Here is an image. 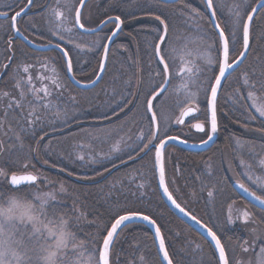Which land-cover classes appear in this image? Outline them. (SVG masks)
Masks as SVG:
<instances>
[{
  "label": "trees",
  "instance_id": "obj_1",
  "mask_svg": "<svg viewBox=\"0 0 264 264\" xmlns=\"http://www.w3.org/2000/svg\"><path fill=\"white\" fill-rule=\"evenodd\" d=\"M25 1L0 0V12L13 14L22 8ZM256 1L248 0L249 9ZM184 2L185 0H180L175 4H162L157 0H100L99 8H97L98 24L110 16L119 15L121 17L124 21L123 29L113 43L112 49H115L118 44L119 47L116 48L123 52H129L127 56L130 59H126L127 56L123 54L115 55V57L117 56L114 59L115 67L110 68V61H108L101 82L91 90H79L69 83L60 68V56L57 52H35L18 40L11 39L12 41L9 40L11 43L6 41L8 48H11L12 58L4 74L0 76V94L10 92L9 86L13 83L11 78L15 76V63L17 66L18 62L16 56L21 55L18 51L16 52L13 42L21 45V49L27 58L26 61H29L30 65L39 61L41 57H47L49 59L47 61H51L54 67L56 66L57 71L61 73L63 85H66V88H63L62 95L61 92H54L51 96V99L55 102V107L44 115L43 127H35V136L21 132V126L25 122L20 120V109L8 110L4 127L7 128L10 140L15 138L14 133L21 134L23 148L19 146L16 139L11 140L16 160L10 164L7 171L16 174L25 171L38 172L41 177H47L54 182L52 185L46 184L47 187L44 186L43 188L58 189L59 182L63 181L69 198L60 207L67 211L69 215L77 216L79 213L72 211L75 204L81 211L87 213L86 220L82 219L72 227V231L76 234L78 240L84 241L85 245L87 243L90 246L99 242L91 231L94 224L99 225L100 218L104 221L105 227L109 228V218L116 213L118 208H134L142 210L145 214H150L161 226V233L166 241L165 247L173 264H218L215 253L208 243L178 220L162 203L157 192L155 178L152 175L153 155L146 159L137 157L135 160H129L126 154H122V158L126 163H121V160L115 154L112 159L102 158L110 152L112 145L117 140L122 138L128 144H133L136 140L131 142L133 135H130V133L136 135L137 132L141 133L143 131L146 134L145 119H142V105L144 93L152 87L153 83L151 84V82L153 81H146L143 78V71L145 72L144 69H146L148 63H153L154 58L151 52L154 48L155 39L151 28L155 25L147 21L137 23L135 19L140 16L159 15L168 24L171 19L175 22L177 20L178 24H180V21L185 24L186 17L181 15V10L184 9L186 4ZM225 2H227L226 6L228 5V7L230 5L231 7L233 5H239L240 7V4L247 2V0H225ZM170 14L173 17H169ZM217 19L221 21L222 27H224L223 21H228L227 34L232 29V20L226 18L221 20L218 14ZM43 21L44 19H39V16L35 15L32 17L31 25L38 28ZM201 21L211 32L209 19L205 16ZM175 22L174 25H177ZM6 23L0 21V39L8 33L11 34L10 37L5 36V39L8 40L12 38V33L9 24L5 27ZM105 30L106 28L95 36L103 35L107 39L109 32L106 33ZM20 31L26 35L25 31ZM240 35L241 30L236 33L238 50L241 44ZM123 44L128 45L126 49L121 46ZM59 45L65 50H69L65 45ZM132 45L135 54L142 53V57H138L139 53L136 55L135 62L131 51ZM93 49V51H89L91 52L89 58L82 56L79 49H71L70 55L74 58L75 65L73 74L80 82L88 83L96 75L95 73L88 77V73H79L81 63L84 64L83 61L87 62L95 58L96 53L94 52L96 51L95 48ZM29 55H31L30 59ZM135 64L140 70L142 68V72L138 73L133 68V66L136 67ZM119 66L121 70L118 73L116 69ZM41 67L42 69H40ZM44 69H46L45 66L39 64L34 71L41 72ZM245 73L248 74L250 83L264 81V75H262L264 73V9L259 12L253 21L250 49L245 62L238 71L226 80L219 94L217 116L223 131L219 134L215 145L202 153H189L173 146L168 148V151L173 152L171 154L172 162L177 165L176 184L179 192L189 206L194 207L196 212L202 214L205 220H211L210 225L221 238V243L228 258L231 250L236 251L241 243V232L234 227H230L228 223V208L235 199L242 203L243 201L236 196L226 181L221 165L220 150L222 148H232L234 146L232 137L236 136L245 143L246 147L254 149V154H241L245 162L250 163L252 161L259 164V159L264 157V143H261L250 133H243L238 127L239 125H246L248 128L264 132V125L260 123L261 120H264V117H260L253 110L254 108L248 105L245 115L248 116L250 113L256 116V119L242 118V113L240 115L237 113L239 108L232 103V97L226 98L225 95L227 90L235 97L234 94L237 93V89L240 90L241 95H244L245 91L242 83ZM129 80H131V85L127 86L125 82ZM250 90L252 89L250 88ZM16 91L15 89L13 92ZM11 95L14 96L13 93ZM137 96L138 99H136ZM256 96L264 103V91H260L258 87ZM14 97L19 98L18 95ZM72 97H75V102ZM30 98L32 97H28V100ZM126 100L130 102L125 104ZM10 102H12L11 99L8 103ZM8 103H4V99L0 100V117L5 116ZM25 104H27V101H25ZM128 104H130V107L123 113L121 106L124 108ZM77 105L80 106V109L74 116L58 119L52 114L57 110L68 112L71 108L76 109ZM26 112L27 109H25V115ZM200 118L203 119L202 114ZM97 122H101V124L97 125ZM10 128L11 130H9ZM15 130L17 132H14ZM89 133L92 135H88ZM41 136L44 137L43 140L40 139ZM49 145H51V148L48 147ZM121 146L123 147V143ZM36 150L38 151V159H36ZM166 152L167 150L165 151V161L167 159ZM78 153L83 154L85 160H79L77 158ZM133 155L135 156L136 153L133 152ZM90 157H95L98 162L91 163ZM44 160H47L48 164H45ZM25 163L28 164L27 169L24 168ZM113 163L116 167H113ZM53 164L56 167H53ZM209 166H211V175L209 174ZM61 168L65 171L61 172ZM105 168L110 171H105ZM69 172L73 174L69 175ZM97 173H102V175H97ZM80 177H90L91 179L85 180L80 179ZM246 179H243L246 185L257 191V194H261L259 189L249 184ZM142 183L145 186L138 188V185ZM28 187L30 186H26L24 189L27 190ZM208 190L214 191L212 199L208 198ZM58 196L61 198L60 195ZM174 199L185 208L176 197ZM189 200H192L191 202H194V204L192 205ZM220 204H223V206H220ZM250 208L259 215L264 216L263 212L253 207ZM196 245H199V247H196ZM141 257H143V260H141ZM110 264H160L148 229L138 224L124 228L112 246Z\"/></svg>",
  "mask_w": 264,
  "mask_h": 264
},
{
  "label": "snow or ice",
  "instance_id": "obj_2",
  "mask_svg": "<svg viewBox=\"0 0 264 264\" xmlns=\"http://www.w3.org/2000/svg\"><path fill=\"white\" fill-rule=\"evenodd\" d=\"M29 5L33 4V0H27ZM60 0H57V4ZM205 11H210L211 15L209 21L212 23L213 27L211 33L205 32L199 26V20L204 18L203 14L200 13L198 9L191 8L190 5H185L184 9L181 10V15L186 17L185 23H189L193 20L196 21L198 28V39L200 43L208 49H214L216 56L213 59L207 53H194L189 44L192 43L191 40L186 38V43L183 48L178 49L172 43V36L169 32L170 25L166 23L165 19L161 16L156 15L155 19L159 21L160 25L163 26L160 29L162 34L157 36L158 43L154 44V55L159 58L158 64L163 65L162 68L156 73L159 77V82L153 83L152 87L144 93L143 101V114L142 119L148 121V132L145 134L143 131L137 137L133 144H128L121 138L117 140L111 147L108 154L104 155L102 158L112 159L115 154L121 163H126L123 160L122 154H126L129 160H135L137 157L141 159H146L154 153V159L152 160V175L155 178L156 172L158 170V186L163 189L164 196L177 208L181 213L195 221L197 225L207 230V235L211 237V240L215 242L216 249L219 250L221 264H229L228 259L225 255V248L221 243V238L217 235L211 227L197 219L196 216L191 215V213L186 212L183 207L173 198L172 193L169 191L168 184L166 183V161H165V150L168 146L169 141H177L180 143H187V140H180V137L168 134V129H165V134L163 137L159 135L160 133V117L158 115L157 105L161 102L160 98L163 96L166 98V94L169 90L172 92L183 91L184 98L182 101H178V118L174 120L176 125H184L185 118L191 117L195 120V123H190L189 127L195 129L198 133H204L207 139H202L201 144H207L211 141L215 134L219 131V121L217 116V94L218 90L222 88V79L226 78V73H229L230 69H233L234 65H238L240 58L245 56V52L249 48V23L252 21L253 17L251 15L247 16V22H243L238 10L239 5H233L230 9L234 19H232L233 30H230L226 34L228 29V21H223L224 27L221 26V21L217 19V12L220 10L221 5L219 3L214 4V0H204ZM80 7H73L72 0H64V7L69 13L74 12L72 19V27H66L64 21L68 19L64 11L58 8L51 9L52 14L55 16L57 21L48 30L52 35H58L57 29H63V31L71 33L74 28L78 26L79 29H84L89 32H96L95 28H85V23L81 22L82 13L80 8L85 6V0H79ZM21 11H17L14 16L11 17V27L17 32L20 29L17 27V18L21 17ZM253 12L256 11L255 8L252 9ZM0 15H7V13H0ZM109 22L114 23L115 30L112 31L111 36L107 39L111 41L112 37L116 36L121 30L124 21L119 15L115 17H108L107 21H102L101 23L107 27ZM242 28L243 33V51H239L237 48L236 41V31L235 29ZM23 35L22 32H20ZM27 39V37H24ZM60 39H64V36H60ZM209 39L211 42L209 43ZM68 43H73L69 40ZM11 43V41H9ZM51 43V41H50ZM99 48L102 49V56L98 65L99 71L103 72L106 70V61L108 59L109 47L107 44L102 42H95ZM74 47L83 50L81 44H74ZM55 49H59V56L63 63L60 68L63 70L64 76L74 72V58L70 55L71 49L65 50L61 48L59 44L55 45ZM93 48H88V51H93ZM193 55L197 56V59H204L208 66L215 64L216 72H213L212 80L214 83L209 81L208 87L206 89L197 88L196 92H191L189 90V85H195L197 81L200 80L201 68L194 61L186 60L187 57ZM179 58L181 61H185V67L182 71L187 73V77L182 79V83L179 88L171 87V76L170 64L175 63L176 59ZM191 65V66H189ZM4 67H7L5 65ZM33 67L30 64H18L17 65V77L15 79V88L19 90L18 97H11L10 103L7 104L5 110V116L0 117V130H3L4 124L6 123V117L8 115V110L20 109V120L25 122L21 126V132L30 133L35 136V127H43L44 115L51 111L55 107V102L51 99L52 92L49 91L47 87L36 88L33 84L32 76L28 75L26 78L21 73H29V69ZM52 72L55 76L52 83L57 88H66V85L58 83L61 78V73L57 71L56 67H53ZM264 75V73H262ZM99 79V77H97ZM71 81L79 84L80 81L77 80L75 75L71 76ZM93 84L95 80L91 81ZM127 86L131 85V80L125 82ZM168 85V87H165ZM243 85L251 88L248 91L247 97L238 95L233 98L234 104L239 105L242 108L249 107L244 101L251 100L253 103L251 107L259 114L260 117H264V103L257 104L255 101L256 89L259 88L260 91H264V81H258L255 83H250V79L247 73L244 74ZM203 90L205 93V109L201 113L200 103L198 100L199 91ZM239 93V89L236 90ZM43 95H40V93ZM29 94L32 100H28ZM62 95V92L60 93ZM8 92H3L0 94V100L9 97ZM75 102V97H72ZM138 99V96L136 97ZM27 101V104H25ZM130 101H125V104ZM25 109H27L25 115ZM42 110V111H41ZM123 106H121V111H123ZM43 112V114H42ZM196 113H201L203 119L200 116L195 115ZM210 113V117H209ZM58 119L61 117H67V111L61 112L59 110L52 113ZM107 118V117H105ZM249 120H255L256 116L249 113L245 117ZM18 123L20 121H17ZM171 123V121H170ZM260 123L264 125V120ZM206 125H208L206 131ZM11 130V128L9 129ZM15 139L19 143V146L23 148V137L20 133H14ZM47 135V133H45ZM88 135H92L89 133ZM41 140L44 139L43 136L40 137ZM232 139L237 145H242V141L239 137L233 136ZM123 143V147L121 144ZM51 148V145L48 146ZM4 150V142L0 140V152ZM133 152L136 155H133ZM141 154H143L141 156ZM77 158L81 161L85 160L83 154L78 153ZM91 163H97L95 157H90ZM45 164H48L47 160H44ZM56 167L55 164L52 165ZM241 166L246 169L243 175L247 176V179L256 185L261 194H257V191L252 190L244 182L237 180V186L241 189L247 196L252 197L255 201L259 202L260 205L264 206V176H254L251 174L253 172L252 165L247 164L243 159H241ZM259 167L264 168V157L259 159ZM33 167H35L33 165ZM113 167H116L113 163ZM24 168H28V164H24ZM61 172L65 169L61 168ZM105 171H110L105 168ZM69 175L73 173L69 172ZM209 174L211 175V166H209ZM97 175H102V173H97ZM8 173L3 169H0V177H7ZM80 179H91L90 177H80ZM199 179V177H198ZM10 182L13 186H20L17 188H7V190H0V264H110V246L114 244V238L117 236V230H122L128 227V225L136 220L147 222L152 226L155 232V239L159 241V251L163 253V261H167V264H173L172 259L169 257V252L165 247V237L161 233V226L157 224L156 219L150 214H145L142 210L134 208H118L116 213L109 218L110 228H106V235L102 237V248L97 252L93 249L92 252L88 254L87 260H84V252L87 251L84 241L78 240L76 234L72 231V227L79 223L82 219H87L86 211H81L76 205H73V212H78L79 215L73 216L69 215L67 211L62 209L60 205L64 202L63 198H58L57 193H66L67 188L63 181L59 182V188H43L39 187V184L52 185L54 182L47 177H41L31 171H25L24 174L12 173L10 176ZM29 185L27 190L23 186ZM145 185L142 183L138 185V188H143ZM4 186H0L3 189ZM19 193V195H17ZM214 197V191L208 190V198L212 199ZM241 219L244 224H247L250 220H253L252 214L244 210L237 217ZM94 222V221H90ZM231 214L228 217V223H233ZM254 222V220H253ZM253 233L256 229H252ZM247 241H245V244ZM199 247V245H196ZM244 251H248V248H244ZM143 260V257H141ZM257 264H264V246L260 248V255L257 257Z\"/></svg>",
  "mask_w": 264,
  "mask_h": 264
},
{
  "label": "rangeland",
  "instance_id": "obj_3",
  "mask_svg": "<svg viewBox=\"0 0 264 264\" xmlns=\"http://www.w3.org/2000/svg\"><path fill=\"white\" fill-rule=\"evenodd\" d=\"M184 3H186L185 5H190L191 8L198 9L200 11V13L203 14L204 17L206 16L207 19H209L208 14L205 11V4H204L203 0H185ZM217 3H219L221 5L220 10L217 12V14L221 18V20L225 19V18L227 20L234 19L232 12H230V9L233 8V7H231V5H230V7H228V5L226 6L227 2H225V0H214V4H217ZM78 4H79V0H72L73 7H77ZM99 5H100V0H93V1H90L84 7V9L82 11L81 22L85 23V28H94L98 25L97 8H99L98 7ZM53 8H58L59 10L64 11L65 15L68 17V19L66 21H64V25L66 27H72V19L74 16V12H71V13L68 12V10L64 7V0H60L59 4H57V0H50L45 12L43 13L44 21L40 24V27L34 28L32 25L30 26L29 22L32 19L31 16H28L24 20H22L24 23H26L25 25H23V27H24L23 29L26 32V35H24V36L27 37V39L30 38L29 40H31L32 42H35V43H39V44L40 43L41 44L46 43L47 44V43H50V41H51V43L63 44L66 47H68L69 49H73V48L78 49V48L74 47V44H81L83 46V50L81 51L79 49V52L82 54V56L87 57V58H89V54L91 53V52L87 51V49L88 48H95V51H96V52H94V53H96L95 58L90 59L87 62L83 61L84 64L82 65V63H81V68H79V73H81V72L82 73H88L87 74L88 77H90L91 75H94L98 71V65H99V62L101 59V54H102V49L99 48L95 42L99 41V42L105 43L106 36H103V35H101V36L83 35V34L79 33L76 30V28H74L71 33L63 31V29H57L58 35H52L48 29L52 25H54L56 23H60V21H57L55 19V16L51 12V9H53ZM35 9L37 10V8H35ZM35 9H33V10H35ZM33 10L31 8L28 13H30ZM235 10L239 11L240 16L242 18V21H244L246 15L250 11L249 6H248V0H247V2L241 3L240 7L238 9H235ZM143 21L151 22V23H153L152 25H155L151 29H153V32H154L153 34H154V39H155L154 43H156L157 42V36L161 33L159 21H157L155 19V16H140V17H137L135 19V22H137V23L143 22ZM171 21H174V20L171 19ZM175 23H177V25H174L172 28H169V31H170V34L172 36V43L178 49L183 48L184 44L186 43V38H188L189 40L192 41V43L189 44V47L191 48V50L194 53H196V52L207 53L213 59H215L216 53H215L214 49L205 48L200 43V41L198 39V28H197V24H196L195 20H193L187 24L186 23L184 24V22H181V21H180V24H178V22L176 20ZM7 25H8V23L5 24V27ZM199 26L205 32L211 33L209 28H207L201 20H199ZM111 29H112V26H108L105 30L106 33H108ZM230 30H233V25H232V29H230ZM240 30H241V28L235 29L236 33H238ZM6 35H8L7 37H10L9 35H11V34L6 33V34H4V38L0 39V41H1V43H0V76H2L4 74V72L7 68L4 66L8 65L10 63L8 61V57H9L8 47L9 46H7L6 41L11 40V38L6 40L5 39ZM61 35L64 36L63 40L60 39ZM69 40L73 41V43H68L67 41H69ZM208 42L210 43L211 40L209 39ZM13 45L16 47V52L18 51L19 54H21V55L16 56V58H18L17 65L21 64V63L29 64V61H26L27 58L25 57L24 51H22V49H21L22 48L21 45H19L16 42H13ZM117 49H119V48L115 47V49H112L111 53L114 52V54H117V52H118ZM133 50H134V47L132 45L131 51L133 52ZM152 55H153V53H152ZM30 56L31 55L28 56L29 59H30ZM47 60H49L47 57L46 58L41 57L39 59V61H37L40 65H44L46 68V69L42 70L41 72L34 71V69L37 67V65H39L37 62H34V64H32L33 67H31L29 69V73H27V74L21 73V75H24L25 78L27 75H31L32 80H33V84L36 88L47 87L49 89V91L52 92V95L54 92H56V93L62 92L63 93V88H57L52 83L53 79H55V76L52 72L54 64H52L51 61H47ZM186 60L194 61L201 68V72L199 74L200 80L197 81V83L195 85L190 84L189 90L191 92H196L198 87L201 89H206L208 87V82L209 81L213 82V80H212L213 72L214 71L217 72L215 64L208 66L204 59H197L196 55H193L191 57H187ZM46 62H47V64H46ZM59 62H61V64L63 63V61L60 60V57H59ZM152 62H153L152 64L149 63V65L146 67V69H144L145 72L143 71V78L146 81L152 80L153 82H151V84L159 82V77L156 75V73L160 70L159 66H157L154 61H152ZM131 63H132V61H131ZM114 64H115V62H114ZM189 66H191V65H189ZM184 67H185V61H181L179 58L176 59L175 63L170 64V73L172 74V76H171V81H172L171 87L172 88H179L180 84L182 83V79L187 77V73L185 71H182V69ZM15 68L17 70L16 63H15ZM117 68L118 69H116V70L119 73L121 70V67L119 66ZM133 68L138 73L140 71L142 72V68H141V70L137 66L136 67L133 66ZM40 69H42V67ZM16 70L14 71L15 76H13V78H11L13 80L12 81L13 83H11V85L9 86L10 96L4 98V103L9 102V100L12 97V95H11L12 93L14 96L18 95V93H19V90L16 89L14 86L15 85L14 77H17V71ZM58 83H60L62 85L64 84V82L62 81L61 78L58 81ZM242 86H244L243 83H242ZM144 88H145V86H144ZM15 89L17 91L13 92ZM244 91H245V93L242 96L246 98L248 91H250V88L244 86ZM240 93L241 92L234 94L235 97H237L238 95H241ZM40 95H43V93L41 92ZM30 96L31 95L29 94L28 97H30ZM230 96H232V94ZM230 96H226V97L229 98ZM183 98H184L183 91H180L177 93V92H172L171 90H169L168 93L166 94V98L163 96L160 98L161 102L157 105V108H158V115L160 117V133H159V135L161 137L164 136L165 129H168V134H170V135H180V136L185 137V138H192L193 137L194 134L192 133L191 128L189 127V124H185L184 126L180 127L174 123V120L176 118H178V115H179L178 108H177L178 101H182ZM233 98H234V96L232 97L233 105L235 107L237 106V108H239L237 110V113L239 115L242 113V115H241L242 118H245V116H246L245 115L246 114L245 108H242L237 104H234ZM30 100H32V98H30ZM198 100L200 103L201 113H203V111L205 109V93L203 90L199 91ZM230 101H231V99H230ZM255 102L257 104L263 103L261 101V99H259L258 97H257ZM244 103H246L247 105H251L253 103V101L246 99L244 101ZM79 107L80 106L77 105L76 109L71 108L67 112V116H69V117L74 116L78 112V110L80 109ZM129 107H130V104L125 106L123 108L124 110L122 112L123 113L126 112V110H128ZM253 110L255 111V109H253ZM62 118L64 119L65 117H62ZM170 121H171V123H170ZM145 123H146V126H145L146 129L145 130L147 133L148 132V121L146 119H145ZM96 124L99 125V124H101V122H97ZM238 127L240 128V130L243 133H245V134L250 133V135L255 136L259 141H261V143H264V132H260L257 129H253L250 127L248 128L246 125H239ZM6 129H7L6 127H3V130H0V140H2L4 142V150L2 152H0V169H3L5 172H7L8 176L7 177H0V186H4V188L0 189V190H7V188H10L7 180H8V177L12 173H9L7 171V169L10 166V164L16 160V155H15V153H13L14 149H13V146L11 145V140H14L15 138H12L10 140V137H8V132ZM14 132H17V130H15ZM140 134H141L140 132H137L136 135H134V133H130V135H133L131 142L136 140ZM233 144H234V146H232V148L228 147V148H222L220 150L222 169L225 173L226 181L229 185L232 182H237V180L244 182L243 179L245 180L247 177V176L243 175V173L246 171V169L241 166V159H242L241 154H251V153L254 154V149L252 147H246V145L243 141H242V145H237L235 142H233ZM168 148L166 149L167 150V152H166V155H167V159H166V182L168 184V187H169L171 193L174 195V197H176L177 200L189 212H191V213L195 212V215L199 218L200 216H202V214L197 213L194 207L189 206V204H187L184 201L183 195L179 192V189H178L177 184H176L177 165L172 162L171 154L173 152L168 151ZM37 150H38V147H37ZM37 150H36V159H38V151ZM246 163L252 165L253 172L251 174H253L254 176H264V168H259L258 163H256V162L253 163L252 161L250 163H248V162H246ZM31 172H33V171H31ZM21 173H24V172H20L17 174H21ZM34 173L39 174L38 172H34ZM246 180L249 184L253 185V187L257 188L256 185L252 184L251 181H249L248 179H246ZM38 186L39 187H44V186L47 187L46 184L45 185L39 184ZM17 195H19V193H17ZM58 195H60V197L63 198L64 201H68L69 194L59 193ZM58 198H59V196H58ZM191 204L193 205L194 202H191ZM244 210H247L252 214L254 222H253V220H250L247 224H244V222L241 219H237V217ZM229 214H231L232 219L234 221L233 223H229L230 227H232V228L234 227L235 229H238L241 232L240 246L237 247L236 251L231 250V252L229 254V258H228L229 264H257V257L260 255V248L262 246H264V216L259 215L257 212H255L253 209H251L247 204H245L244 202L242 203L241 201L236 200V199L229 206L227 217H229ZM106 228L107 227H105V223H104V221H102L101 218L99 219V225H97V224L93 225V229H92L91 233L96 237V240H99V242L97 244H92L90 246L87 245V243H86L85 246H86L87 251H85L83 254L85 261L87 260L88 254L90 252H92L93 249H96L97 252L100 249V245L102 243V237L106 235V230H105ZM252 229H256V232L253 233ZM245 241H247L246 244H245ZM245 247L248 248V251L243 250Z\"/></svg>",
  "mask_w": 264,
  "mask_h": 264
},
{
  "label": "water",
  "instance_id": "obj_4",
  "mask_svg": "<svg viewBox=\"0 0 264 264\" xmlns=\"http://www.w3.org/2000/svg\"><path fill=\"white\" fill-rule=\"evenodd\" d=\"M90 1H93V0H85V6L90 2ZM159 1L160 3H163V4H174L176 2H178L179 0H157ZM204 2V0H203ZM205 4V3H204ZM33 5V4H32ZM32 5H29L27 2H26V5L22 8L23 11L21 12V17H18L17 18V22L19 19H21L24 15L28 14L29 10L32 8ZM84 6V7H85ZM77 7H80V5L78 4ZM83 8H80V11L82 13L83 11ZM255 8L256 11L253 12L252 9ZM264 9V0H257L255 2V4L252 6V8L250 9L249 13L247 14L248 15H251L253 17L252 21L249 23V48H250V32H251V26H252V23L254 21V19L256 18V16L259 14L260 11H262ZM21 11V10H19ZM16 13V12H15ZM15 13L12 15L14 16ZM207 14H208V18L210 17L211 13L210 11H207ZM11 16V17H12ZM247 16L244 20V22H247ZM9 17V15H0V20H6L7 18ZM108 18L104 19L103 21H107ZM102 22V21H101ZM99 23L96 27H94L96 29V32L93 33V32H89V31H85L84 29H79L78 26L76 27V30L83 34V35H96L98 34L99 32H101L104 28H106L102 23ZM210 22V21H209ZM160 24V23H159ZM109 25H114V23L112 22H109L107 24V26ZM210 25H211V28L213 27L212 23L210 22ZM17 27H18V24H17ZM19 28V27H18ZM163 28V26H162ZM10 29H11V32H12V40H18L20 41L24 46H26L28 49L32 50V51H35V52H40V53H46V52H51V51H55L59 54V49H55V45L57 44H54V43H48V44H39V43H35V42H32L31 40L29 39H25L24 37V34L21 35L20 32H17L14 28L11 27V18H10ZM115 30V25H114V28L112 31ZM112 31L109 33L108 36H111L112 34ZM122 31V30H121ZM121 31L114 37H112L111 41H109L108 39H106L105 43L104 44H107L108 47H109V52L112 48V45L113 43L116 41V39L118 38V36L120 35ZM162 34V32H161ZM158 43V42H157ZM243 33H242V30H241V51H243ZM61 48H63L61 46ZM249 48L248 50L245 52V56L240 58V62L238 65H234L233 66V69H230L229 70V73H226V78L222 79V86L224 84V82L227 80V78L232 74L234 73L246 60L247 56H248V53H249ZM64 49V48H63ZM9 53H10V57L8 58V61L10 62L11 61V58H12V54H11V48H9ZM103 54V53H102ZM101 54V56H102ZM109 56V54H108ZM156 57V56H155ZM156 60L158 61L159 58L156 57ZM108 61V59H107ZM107 61H106V67H107ZM161 68L163 67V65H160ZM106 71V70H105ZM105 71L101 72L99 71V68H98V71L95 75V77L93 78V80H95L96 82L93 84L91 81L88 82V83H83V82H80L79 84L75 83L74 81H71V76L74 75L73 73L71 74H68L66 77H67V80L69 81V83L75 87L76 89H79V90H91L93 88H95L102 80L103 76H104V73ZM217 74H218V71H217ZM97 77H99V79H97ZM92 80V81H93ZM213 83H214V80H213ZM165 87H168V85H166ZM221 89L218 90V94H217V100H218V96H219V93H220ZM216 105H217V102H216ZM197 114V113H196ZM195 114V115H196ZM209 117H210V113H209ZM190 117H186L185 118V121L187 119H189ZM178 126H182V125H178ZM193 131H195V129H193ZM196 132V131H195ZM217 134L214 135L213 139L211 141H209L206 145L205 144H193L189 141H187V143H180L179 140L177 141H169L168 142V147L170 146H173V147H176L178 149H181L185 152H189V153H202V152H205L207 150H209L216 142L217 140ZM207 139V138H206ZM205 139V140H206ZM180 140H185V139H182L180 138ZM153 159H154V153H153ZM21 174H24V173H21ZM11 176V175H10ZM10 176L8 177V184L11 188H17V187H20V186H13L11 185V182H10ZM155 182H156V188H157V192H158V195L162 201V203L165 205V207L178 219L180 220L183 224H185L187 227H189L190 229H192L198 236H200L204 241H206L208 243V245L212 248L213 252L215 253V256L217 258V261H218V264H221V261H220V254H219V250L216 249L215 247V242H213L211 240V237L207 235V230L205 228H202L200 227L199 225H197L195 223V221H193L190 216H186L184 215L183 213H181L177 208H175V206L167 199L166 196H164L163 194V189L160 188L158 186V170L156 172V177H155ZM167 183V182H166ZM25 186H28V185H25ZM231 189L232 191L241 199L243 200L244 202H246L247 204H249L250 206L256 208L257 210H260L262 212H264V206L260 205L259 202L255 201L252 197L250 196H247L241 189H239V187L237 186V182H232L231 183ZM170 191V190H169ZM174 198V197H173ZM182 207V206H181ZM185 209V208H184ZM186 212H188L186 209H185ZM192 215V214H191ZM133 224H138V225H142L144 226L145 228L148 229V231L150 232L151 234V237H152V241H153V244H154V248H155V251H156V255L158 257V260H159V263L161 264L162 262V258H163V253L159 251V241L155 239V232H154V229L152 228L151 225H149L147 222H142V221H139V220H136V221H133L131 222L129 225H133ZM204 224V223H202ZM128 225V226H129ZM110 228V227H109ZM124 229V228H123ZM122 229V230H123ZM120 229L117 230V236L114 238V242L116 241L118 235L120 234V232L122 231ZM113 246V245H112ZM112 246H110V253H111V249H112ZM100 248H102V243L100 245ZM226 255V253H225ZM227 257V256H226ZM109 260H110V256H109ZM163 264H167V261H163Z\"/></svg>",
  "mask_w": 264,
  "mask_h": 264
},
{
  "label": "flooded vegetation",
  "instance_id": "obj_5",
  "mask_svg": "<svg viewBox=\"0 0 264 264\" xmlns=\"http://www.w3.org/2000/svg\"><path fill=\"white\" fill-rule=\"evenodd\" d=\"M49 1L50 0H33V5H32V10L33 9H35V8H37V10L35 9V10H33V11H31L30 13H28V14H26V15H24L21 19H19L18 20V22H17V24H18V27H19V29L20 30H23L24 31V27H23V25H25L26 23H24L22 20H24L26 17H28V16H31V17H33V16H39V19H43L44 18V16H43V13L45 12V10H46V8H47V6H48V4H49ZM26 2H27V0H26ZM26 2H25V4H26ZM25 4L22 6V8L25 6ZM21 8V9H22ZM21 9H19V10H21ZM19 10H17V11H19ZM17 11H15V12H17ZM14 12V13H15ZM1 13H3V12H1ZM13 13V14H14ZM8 15H9V17L6 19V20H4V22H7L9 25H10V18H11V16L13 15V14H9V13H7ZM42 14V15H41ZM41 16V17H40ZM169 17H173L171 14H170V16ZM1 22H3V21H1ZM22 22V23H21ZM31 22H32V19H31V21L29 22V24H30V26H31ZM21 23V24H20ZM169 25H170V28H172L173 26H174V21H171V22H169ZM113 28H114V25L112 26V30H113ZM122 29H123V25H122ZM160 29H162V25H160ZM111 30V31H112ZM122 32V31H121ZM170 32V31H169ZM161 34V33H160ZM241 37V36H240ZM157 42H158V40H157ZM156 42V43H157ZM250 42H251V33H250ZM121 46H124V48L126 49V47L128 46V45H126V44H123V45H121ZM116 47H119V45L117 44L116 45ZM123 48V49H124ZM122 49V50H123ZM118 50V52H117V54H114V52L113 53H111V51H112V49L110 50V52H109V56H108V61H110L109 63H110V68H114L115 67V64H114V62H115V60L114 59H116V57H115V55H126L127 56V54L129 53V52H123V51H121V50H119V49H117ZM119 51H120V53H119ZM239 51H241V44H240V48H239ZM138 53H139V55H138ZM137 54H135L134 52H133V55L132 56H134L133 57V60H134V62L136 61V55H138V57H142V53H140V52H138ZM152 53H153V55H152ZM151 55L153 56V60L152 61H154L155 63H156V65L157 66H159V68H161V66H160V64H158V61L156 60V57H155V55H154V48H153V51L151 52ZM126 59H130L128 56L126 57ZM136 65V64H135ZM149 65V63L146 65V67ZM129 66V65H128ZM137 66V65H136ZM242 66V65H241ZM240 66V67H241ZM239 67V68H240ZM128 68V67H127ZM140 68H141V66H140ZM239 68L236 70V71H238L239 70ZM112 71H113V69H112ZM151 71V70H150ZM235 71V72H236ZM234 72V73H235ZM234 73H232L228 78H227V80L234 74ZM216 74H217V72H216ZM226 82V81H225ZM224 82V83H225ZM224 85V84H223ZM221 90H222V88H221ZM221 92V91H220ZM220 94V93H219ZM232 93H230V91H225V95L226 96H230ZM219 97V96H218ZM230 97H233V95L232 96H230ZM226 98H228V97H226ZM196 115H198V116H201V113H197ZM196 121L195 120H193L191 117L189 118V119H187L186 121H185V124H190V123H195ZM184 124V125H185ZM184 125H182V126H184ZM178 126V125H177ZM182 126H180V127H182ZM207 128H208V125H206V131H207ZM191 131H192V133L194 134L193 135V137L192 138H185V137H182V136H180V135H176V136H178V137H180V138H183V139H185V140H187V141H189V142H191V143H193V144H199V143H201V140L202 139H206L207 138V136L204 134V133H198V132H195V131H193V129L191 128ZM222 127L220 126L219 127V131H218V135H217V139H218V136H219V134H221L222 133ZM213 147V146H212ZM211 147V148H212ZM245 183V182H244ZM246 184V183H245ZM245 204H247V203H245ZM231 205V204H230ZM229 205V206H230ZM249 207H252V206H250L249 204H247ZM220 206H223V204H220ZM254 208V207H253ZM191 213V212H190ZM192 215H194V216H196L195 215V212H193V213H191ZM228 214V213H227ZM197 217V216H196ZM197 219H199L202 223H204L205 225H207L208 227H211V225H210V222H211V220L210 219H208V220H205L202 216H200L199 218L197 217ZM207 219V218H206ZM210 220V221H209ZM212 228V227H211ZM192 230V229H191ZM193 231V230H192ZM214 231V230H213ZM194 232V231H193Z\"/></svg>",
  "mask_w": 264,
  "mask_h": 264
}]
</instances>
